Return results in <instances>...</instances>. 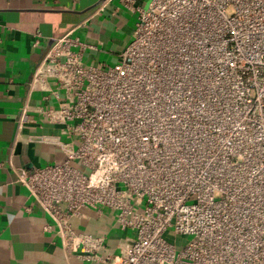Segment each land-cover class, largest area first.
I'll list each match as a JSON object with an SVG mask.
<instances>
[{
    "label": "built area",
    "instance_id": "built-area-1",
    "mask_svg": "<svg viewBox=\"0 0 264 264\" xmlns=\"http://www.w3.org/2000/svg\"><path fill=\"white\" fill-rule=\"evenodd\" d=\"M118 1L136 19L115 63L70 30L29 81L54 102L27 99L17 133L35 111L64 154L13 168L43 231L86 264H264V0ZM90 211L110 228L78 230Z\"/></svg>",
    "mask_w": 264,
    "mask_h": 264
},
{
    "label": "crops",
    "instance_id": "crops-1",
    "mask_svg": "<svg viewBox=\"0 0 264 264\" xmlns=\"http://www.w3.org/2000/svg\"><path fill=\"white\" fill-rule=\"evenodd\" d=\"M147 2L135 0L139 6ZM135 19L118 0H0V264H86L75 256L65 259L59 238L43 231L47 216L13 172L63 160L59 146L47 141L60 131L30 111L31 122L17 133V119L27 99L32 109L54 102L52 95L44 99L39 89L29 90L53 37L72 30L88 45L84 62L113 64L131 38ZM110 223L93 211L74 221L88 232L106 231ZM111 232L112 248L116 234Z\"/></svg>",
    "mask_w": 264,
    "mask_h": 264
}]
</instances>
